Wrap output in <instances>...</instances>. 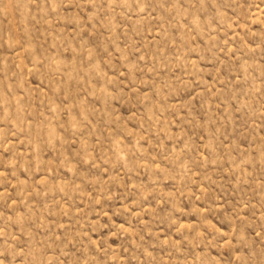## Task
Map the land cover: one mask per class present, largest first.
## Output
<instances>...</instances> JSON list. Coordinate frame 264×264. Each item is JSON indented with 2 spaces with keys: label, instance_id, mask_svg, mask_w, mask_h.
<instances>
[{
  "label": "rangeland",
  "instance_id": "rangeland-1",
  "mask_svg": "<svg viewBox=\"0 0 264 264\" xmlns=\"http://www.w3.org/2000/svg\"><path fill=\"white\" fill-rule=\"evenodd\" d=\"M0 264H264V0H0Z\"/></svg>",
  "mask_w": 264,
  "mask_h": 264
}]
</instances>
